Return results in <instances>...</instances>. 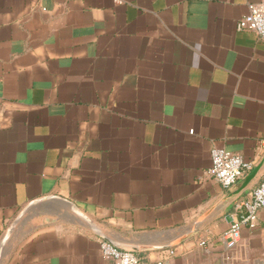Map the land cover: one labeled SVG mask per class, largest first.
<instances>
[{
  "label": "crops",
  "instance_id": "crops-1",
  "mask_svg": "<svg viewBox=\"0 0 264 264\" xmlns=\"http://www.w3.org/2000/svg\"><path fill=\"white\" fill-rule=\"evenodd\" d=\"M259 0H0V264H264L229 229L264 174ZM252 163L228 188L211 149ZM24 210L9 238L10 224Z\"/></svg>",
  "mask_w": 264,
  "mask_h": 264
},
{
  "label": "built area",
  "instance_id": "built-area-1",
  "mask_svg": "<svg viewBox=\"0 0 264 264\" xmlns=\"http://www.w3.org/2000/svg\"><path fill=\"white\" fill-rule=\"evenodd\" d=\"M247 13L236 22L237 30L251 31L258 39L264 41V0L247 5ZM211 166L206 176L228 188L241 178L251 168L252 163L239 154L233 153L223 147H214L210 152ZM240 211L235 214L228 230L222 237L235 243L240 239L241 227L244 225L253 228L256 226L258 211L264 207V174L261 182L256 186L251 197L240 205ZM99 249L101 255L110 260L111 264H171L174 250L169 249L167 257L157 259L154 263L141 260L133 250L121 248L107 239H100Z\"/></svg>",
  "mask_w": 264,
  "mask_h": 264
},
{
  "label": "water",
  "instance_id": "water-1",
  "mask_svg": "<svg viewBox=\"0 0 264 264\" xmlns=\"http://www.w3.org/2000/svg\"><path fill=\"white\" fill-rule=\"evenodd\" d=\"M23 213H24V210H23V211L19 214V216H18V217H17V218H16V219L10 224V226H9L7 232H6V236H7V238H9V236H10L12 230H13V229L15 228V226L19 223V221H20V219H21ZM100 235L104 237L103 239H106L104 235H102V234H100ZM107 240H108V239H107Z\"/></svg>",
  "mask_w": 264,
  "mask_h": 264
}]
</instances>
